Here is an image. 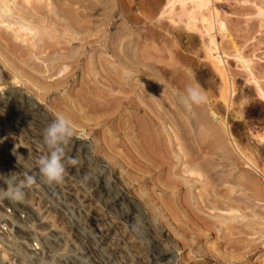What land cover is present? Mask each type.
<instances>
[{
    "label": "rangeland",
    "instance_id": "1",
    "mask_svg": "<svg viewBox=\"0 0 264 264\" xmlns=\"http://www.w3.org/2000/svg\"><path fill=\"white\" fill-rule=\"evenodd\" d=\"M0 5V146L17 149L31 162L29 174L37 176L39 189L27 202L43 223L41 233H22L25 242L39 240L41 250L35 255L23 243L18 264H264V207L258 209L253 189L237 188L242 218L213 206L234 179L240 183L243 171L235 149L215 146L224 141L221 125L206 116L211 101L223 115L230 106L232 140L264 166V100L257 90H264V0ZM155 25L163 33L159 45ZM161 45L162 58L156 57ZM193 75L209 97L199 106V125L180 102ZM57 114L85 138L71 139L65 178L49 185L37 161L47 152L44 129ZM211 127L219 131L209 137ZM197 149H205L207 165L220 170L212 174L215 182L185 183ZM69 157L77 163H68ZM256 177L264 188V178ZM244 238L257 246L240 247L237 241Z\"/></svg>",
    "mask_w": 264,
    "mask_h": 264
},
{
    "label": "bare ground",
    "instance_id": "2",
    "mask_svg": "<svg viewBox=\"0 0 264 264\" xmlns=\"http://www.w3.org/2000/svg\"><path fill=\"white\" fill-rule=\"evenodd\" d=\"M47 1V0H46ZM1 6V5H0ZM4 9V8H3ZM5 10V9H4ZM1 11H3V10H1ZM9 12V11H8ZM2 15V14H1ZM221 25H222V27H224V22H222L221 23ZM19 28V27H18ZM17 28V29H18ZM19 30V29H18ZM91 31V30H90ZM257 82V81H256ZM255 82V83H256ZM258 88H257V90H258V92H259V96H261L262 98H263V100H264V90L260 87V86H257ZM236 89V88H235ZM234 89V90H235ZM227 90V89H226ZM148 91V90H147ZM210 96V95H209ZM224 96V95H223ZM225 98V97H224ZM153 100V99H152ZM226 100V99H225ZM158 102V101H157ZM212 102V101H211ZM209 102L207 105L209 106V115H206L207 117L209 116V118L211 117L212 119H213V121L215 120V121H218L219 123H220V125H221V131H222V136L221 137H223L224 138V141H222L221 139H220V141L219 142H223L221 145H217V144H215V146H219L220 147V149H230V151H231V149H235L234 150V152L235 153H237V155H238V162H237V168H239L240 170H242L243 171V174H242V172L240 173V174H242L243 176H241V181H240V183L239 182H237V181H239V179L238 180H236V179H234L235 177H233V175H234V173L232 174V172L231 171H229V174H230V172H231V175H232V177H233V179L235 180H233L234 182H233V186L231 187V185H230V189H228L227 190V193L225 194L224 193V197L223 198H220L219 197V199L218 200H216V201H214L215 203L217 202V205H213V206H217V207H215V208H225V209H227L228 210V214H230V215H228L229 216V218H235V219H239L241 216H243V215H240V214H237V211H238V209H240L239 207L241 206L240 205V197L239 196H237V193L240 191L241 192V190H240V188H239V191H238V187L240 186V187H242L243 188V190L242 191H247V189L248 188H250V190H252L253 192H252V194H251V192L250 193H247V192H249V191H247L246 193L247 194H249V196H250V194L253 196H251L252 197V199L253 198H255V201H256V204H257V206H258V209H261L262 210V208L264 207V204H263V201H264V188L262 187V184H261V182H260V178H257L256 176H259V177H261V178H264V166H262V165H260V163L256 160V158H254V157H256L255 155H254V157H253V155H248V154H246V152L244 151V149L245 148H243V147H241L238 143H236V142H234L233 140H232V137H234L233 136V134H232V130H231V127H233L232 125H231V127H230V125H229V116L231 115V112H230V115H229V110H230V106H228L227 105V107H225L226 109H227V111L226 112H224V110H223V113H225L224 115L223 114H220L219 112H222V111H219L218 112V109H217V111L214 109V107H213V104L212 103H214V102ZM154 103V102H153ZM174 103V102H173ZM177 104V103H176ZM223 104V103H222ZM229 104V103H228ZM233 104V103H232ZM232 104H231V106H232ZM166 105V104H165ZM179 105V104H178ZM155 106V105H154ZM156 106H158V103H157V105ZM180 106V105H179ZM225 106V105H224ZM176 107V106H175ZM185 107V106H184ZM217 107V106H216ZM232 107H234V105L232 106ZM231 107V108H232ZM160 108V107H159ZM164 108H166V107H164ZM168 108V107H167ZM181 108V107H180ZM224 108V107H223ZM153 109V108H152ZM184 109V108H183ZM219 109H220V107H219ZM167 110V109H166ZM175 110V109H174ZM186 110H187V108H186ZM204 111H205V109H203ZM220 110H222V109H220ZM231 110H233V109H231ZM155 111H157L156 110V107H155ZM160 111V110H159ZM167 111H169V110H167ZM188 111V110H187ZM202 110H201V108L199 107V106H194L192 109H190V112H189V114L188 115H190L191 114V120L194 122V123H198V125H199V122H200V120H203L202 118H203V115H202ZM158 113V112H157ZM169 113V112H168ZM166 114V115H169V114ZM172 113V112H171ZM205 113H208L207 112V110H206V112ZM205 113H204V115H205ZM149 114V113H148ZM165 115V114H164ZM174 115V114H173ZM240 117H241V115H240ZM167 118V117H166ZM164 119V118H163ZM170 119V118H169ZM175 119V118H174ZM167 120V119H166ZM171 120V119H170ZM208 120V119H207ZM210 121H211V119H209ZM208 120V121H209ZM189 121V120H188ZM213 121L211 122V124L213 123ZM160 122V121H159ZM204 122H205V120H204ZM204 122H201V123H204ZM161 124V123H160ZM190 124H191V122H190ZM206 124V123H205ZM208 124V123H207ZM236 125V124H235ZM169 126V125H168ZM204 126V125H203ZM210 126V125H209ZM208 126V127H209ZM217 127L219 126V125H216ZM166 127V126H165ZM201 127H202V125H201ZM207 127V126H206ZM205 127V129H207ZM214 127V126H213ZM213 127H211L210 129H209V137L211 136H213V133H214V135H215V133L217 132L216 130H215V128L218 130V128L217 127H215V128H213ZM237 127V126H236ZM243 128H244V126H242ZM204 128V127H203ZM155 129H157V128H155ZM163 129V128H162ZM176 129V128H175ZM194 129V128H193ZM195 129H196V126H195ZM198 129H201V128H198ZM220 129V128H219ZM233 129V128H232ZM239 129V128H238ZM181 130V129H180ZM235 130V129H234ZM243 130V129H242ZM159 131V130H158ZM170 131V130H169ZM196 131V130H195ZM216 131V132H215ZM219 131V130H218ZM220 131V132H221ZM171 132V131H170ZM179 132V131H178ZM208 132V131H207ZM220 132H218V133H220ZM237 132V131H236ZM201 133V132H200ZM204 133H206V131L204 132L203 131V134ZM218 133L216 134V135H218ZM238 133H241V132H238ZM165 134V133H164ZM167 134V133H166ZM208 134H207V136H208ZM188 135H190V134H187V136ZM196 135V134H195ZM199 135V134H198ZM239 135V134H238ZM185 136V135H184ZM219 136V135H218ZM241 136V135H240ZM186 137V136H185ZM206 137V136H205ZM217 137V136H216ZM238 137V136H237ZM242 137V136H241ZM261 137V136H260ZM175 138V137H174ZM181 138V137H180ZM199 138V137H198ZM207 138V137H206ZM218 138H220V136L218 137ZM217 138V139H218ZM235 138V137H234ZM245 138V137H244ZM248 138V137H247ZM182 139V138H181ZM180 139V140H181ZM190 139V138H189ZM197 139V138H196ZM201 139V138H200ZM215 139V138H214ZM237 139V138H236ZM242 139V138H241ZM240 139V140H241ZM263 140H264V138H262ZM210 140V139H209ZM211 140H213V138L211 139ZM232 140V141H231ZM239 140V139H238ZM249 140V139H248ZM174 141V140H173ZM175 141H177V140H175ZM189 141V140H188ZM207 141V140H206ZM259 141V140H258ZM183 142V141H182ZM181 142V143H182ZM212 142V141H211ZM215 142V141H214ZM244 143H246V142H244ZM260 143V142H259ZM199 144H201V142L199 143ZM210 144V143H209ZM212 145H213V142L211 143ZM210 144V145H211ZM247 144V143H246ZM188 145V144H187ZM248 145V144H247ZM247 145H245L246 146V148H248V146ZM259 145V144H258ZM257 145V146H258ZM264 145V144H263ZM192 146V145H191ZM208 146V147H207ZM244 146V147H245ZM252 146H254V145H252ZM250 144H249V147H252ZM255 146H256V144H255ZM254 146V148L256 149V147ZM174 147V146H173ZM209 148L210 146L206 143L205 144V146L203 145V147L202 148ZM262 147V146H261ZM184 148V147H183ZM207 148H206V150H207ZM253 148V147H252ZM253 148V149H254ZM259 147H257V149H258ZM191 149V148H190ZM211 149V148H210ZM214 149H216V148H214ZM250 149V148H249ZM254 149V150H255ZM261 149V148H260ZM263 149V148H262ZM175 150V149H174ZM192 150V149H191ZM197 150H199V149H197ZM201 150V151H200ZM199 151H200V154L198 153V151H197V155H195V157L196 156H198V157H196V158H194V161L196 162V165H194V166H192V164H190L189 162H188V164L186 165V169L187 170H185V173H188L190 176H185L186 177V184H187V182L188 183H190V181L191 180H193V179H196L197 181H199V182H203L204 183V181H205V183L206 182H212L213 183V181L215 182L216 180H218L217 178H215V173H217V175H218V171L220 172V170H218V169H216V168H211V166L209 167V165H207L208 163H210L211 164V162L210 161H208V160H211V159H208V152L205 150V149H200ZM212 150H213V147H212ZM211 150V151H212ZM251 150V149H250ZM171 151V150H170ZM176 151H178V150H176ZM182 151H184V150H182ZM210 151V150H209ZM215 151V150H214ZM229 151V152H230ZM175 152V151H174ZM189 152V151H188ZM194 152V151H193ZM248 152H249V150H248ZM181 153V152H180ZM255 154V151L254 152H252V154ZM257 153V152H256ZM187 154V153H186ZM194 154V153H193ZM211 154V153H210ZM188 155H190L189 153H188ZM221 155V153H219L218 154V158H219V156ZM223 155V154H222ZM225 155V158H226V154H224ZM223 155V156H224ZM228 155H230V154H228ZM216 156V155H215ZM232 156V155H231ZM234 156V155H233ZM212 157V156H211ZM222 157V156H221ZM228 157V156H227ZM230 157V156H229ZM236 157V156H235ZM234 158V157H233ZM260 158V157H259ZM192 159V158H191ZM229 159V158H228ZM231 159V158H230ZM235 159H237V158H235ZM174 160V159H173ZM190 160V159H189ZM188 160V161H189ZM214 160H216V158L214 159ZM213 160V161H214ZM232 160V159H231ZM221 161V160H220ZM228 161V160H227ZM226 161V162H227ZM234 161V160H233ZM171 162H173V161H171ZM186 162V161H185ZM208 162V163H207ZM218 162V161H217ZM226 162L224 163V164H226ZM229 162V161H228ZM262 162V161H261ZM183 163V162H182ZM193 163V162H192ZM214 163H215V161H214ZM213 163V164H214ZM222 163H223V161H222ZM175 164V163H174ZM230 164V163H229ZM264 165V164H263ZM228 166V165H227ZM235 166V165H234ZM233 166V167H234ZM223 167V166H222ZM178 169V168H177ZM182 169V168H181ZM221 169V168H220ZM238 169V170H239ZM179 170L180 169H178V172H179ZM183 170V171H184ZM222 170V169H221ZM226 170H231V168H229V169H225V171ZM233 170V169H232ZM237 170V169H236ZM234 172V171H233ZM236 172V171H235ZM170 173V172H169ZM225 173V172H224ZM239 173V172H238ZM174 174V173H173ZM212 174H214L213 175V177H212ZM226 174V173H225ZM228 174V175H229ZM171 175H172V173H171ZM184 175V174H183ZM223 175V174H222ZM228 175H226L227 177H228ZM237 175V174H236ZM192 176H194V177H192ZM231 177V176H230ZM174 178V177H173ZM236 178H239V176H237ZM226 179H228V180H230V178H226ZM243 179H244V181H243ZM221 180H224V179H221ZM263 180V179H262ZM176 181V180H175ZM181 181V180H180ZM193 182H194V180H193ZM196 182V181H195ZM236 182L238 183V184H236ZM247 182H249V183H251V182H253V185H254V187L255 188H252L251 187V185H249V187H247L248 186V184H247V186H246V183ZM222 183V182H221ZM220 183V184H221ZM180 184H181V182H180ZM173 185H175V184H173ZM178 185V184H177ZM214 185V184H213ZM216 185H217V183H216ZM238 185V186H237ZM179 186V185H178ZM183 186V185H182ZM203 186V185H202ZM207 186V185H206ZM174 187V186H173ZM208 187V186H207ZM206 187V188H207ZM209 188V187H208ZM218 188V187H217ZM241 188V189H242ZM174 189V188H173ZM188 189V188H187ZM209 189H211V188H209ZM208 189V190H209ZM212 189H213V187H212ZM223 189V188H222ZM204 190H205V188H204ZM249 190V189H248ZM217 191H218V189H217ZM220 191V190H219ZM226 191V190H225ZM213 192V191H212ZM211 192V193H212ZM203 194V193H202ZM218 193H216V195H217ZM204 195V194H203ZM245 196V195H244ZM249 196H247V197H249ZM188 197H189V195H188ZM200 197V196H199ZM213 197V196H212ZM214 199L216 198L215 196L213 197ZM206 199V198H205ZM250 199V198H249ZM190 200V199H189ZM200 200V199H199ZM203 200V199H202ZM207 200H209L208 198H207ZM242 200V199H241ZM204 201V200H203ZM206 201V200H205ZM245 201V200H244ZM251 201V200H250ZM208 202V201H207ZM210 202V201H209ZM249 202V201H248ZM211 203V202H210ZM247 203V202H246ZM253 203V202H252ZM201 205V204H200ZM248 205H249V203H248ZM251 205H253V204H251ZM251 205H249V206H251ZM212 206V207H213ZM242 206H243V203H242ZM245 206V205H244ZM254 206V205H253ZM204 207V206H203ZM252 207V206H251ZM221 208V209H222ZM256 208V207H255ZM245 209V208H244ZM243 209V210H244ZM246 210V209H245ZM244 210V211H245ZM261 210H255L256 212H259V211H261ZM248 212V211H247ZM252 212H253V210H252ZM239 213V212H238ZM219 214H220V212H219ZM242 214V213H241ZM245 214H246V212H245ZM247 214H249V212L247 213ZM262 214H264V211H263V213ZM225 215H227V214H225ZM251 214H249L248 216H250ZM253 215V214H252ZM223 217H226V216H224V215H222ZM231 216V217H230ZM245 216V218H246V220H248V218H247V215H244ZM222 217V218H223ZM253 217V216H252ZM260 217V216H259ZM228 218V217H227ZM242 218V217H241ZM251 218V217H250ZM232 219V220H233ZM244 219V218H243ZM228 220V219H227ZM232 220H230V221H232ZM245 220V219H244ZM244 220H243V222H244ZM254 220H255V218H254ZM229 221V222H230ZM234 221H236V220H234ZM256 221V220H255ZM204 222H205V220H204ZM217 222V221H216ZM242 222V221H241ZM250 222V221H249ZM251 222H252V219H251ZM254 222V221H253ZM207 223V222H206ZM225 223V222H224ZM227 223H228V221H227ZM223 224V223H222ZM234 224H235V222H234ZM250 224V223H249ZM253 224V223H252ZM261 224V223H260ZM231 225V224H230ZM244 225H245V223H244ZM216 226H218L217 224H216ZM221 226V225H220ZM226 226V225H225ZM228 226V225H227ZM235 226V225H234ZM238 226H240V225H238ZM247 226H248V224H247ZM219 227V226H218ZM232 227V226H231ZM255 227V226H254ZM253 227V228H254ZM237 228V227H236ZM242 228V227H241ZM261 228V227H260ZM238 229V228H237ZM243 229H244V227H243ZM243 229H242V231H243ZM234 230V229H233ZM236 230V229H235ZM248 230V232H249V229H247ZM255 230V229H254ZM257 230V229H256ZM246 231V230H245ZM258 231V230H257ZM260 231V230H259ZM244 232V231H243ZM252 232V231H251ZM226 233V232H225ZM237 233H238V231H237ZM240 233H241V231H240ZM247 233V232H246ZM232 234V233H231ZM240 235V234H239ZM249 235V234H248ZM241 236V235H240ZM251 236V235H250ZM252 236H253V234H252ZM245 237V236H244ZM258 237V236H257ZM239 238V237H238ZM255 238V237H254ZM261 238V237H260ZM222 239H223V235H222ZM225 239V238H224ZM228 239V238H227ZM233 239V238H232ZM235 239V238H234ZM248 239V238H247ZM247 239H245L244 238V240L243 239H241L240 241H237V243H238V245L240 246V247H242L243 248V246L245 247V246H251V244L252 243H254L250 238V240L251 241H249V239L247 240ZM256 239V238H255ZM230 240V239H229ZM230 241H232V240H230ZM234 242H236V241H234ZM257 242V241H256ZM219 244V243H218ZM241 245H243V246H241ZM236 246H237V244H236ZM254 246H257L255 243H254ZM234 247V246H233ZM237 248H238V246H237ZM247 249V248H246ZM257 249V248H256ZM251 250V249H250ZM170 262V261H169Z\"/></svg>",
    "mask_w": 264,
    "mask_h": 264
},
{
    "label": "built area",
    "instance_id": "3",
    "mask_svg": "<svg viewBox=\"0 0 264 264\" xmlns=\"http://www.w3.org/2000/svg\"><path fill=\"white\" fill-rule=\"evenodd\" d=\"M0 91V100H1ZM31 162L18 153L17 149H1L0 146V188H5L9 183L24 178L29 173ZM37 184V183H36ZM38 185L25 188L24 199L14 201L8 198L0 199V264H18L22 254L19 247L23 243L33 254L38 255L41 242L32 238L29 242L23 240L22 233H41V216L28 204V194L37 191ZM35 256H31V260Z\"/></svg>",
    "mask_w": 264,
    "mask_h": 264
},
{
    "label": "clouds",
    "instance_id": "4",
    "mask_svg": "<svg viewBox=\"0 0 264 264\" xmlns=\"http://www.w3.org/2000/svg\"><path fill=\"white\" fill-rule=\"evenodd\" d=\"M180 102L189 110L194 106H202L209 102L207 91L195 80L186 86L180 94ZM85 138L82 134L77 135V130L70 119L63 114H57L50 124L44 129L43 143L47 148L46 154L42 155L38 163L39 176L44 183L60 184L63 182L66 173L65 149L73 137ZM70 164L77 163L76 159L69 157ZM37 183V176L29 173L18 183L11 182L5 188H0V199L8 198L14 201L24 199L25 188H31Z\"/></svg>",
    "mask_w": 264,
    "mask_h": 264
},
{
    "label": "crops",
    "instance_id": "5",
    "mask_svg": "<svg viewBox=\"0 0 264 264\" xmlns=\"http://www.w3.org/2000/svg\"><path fill=\"white\" fill-rule=\"evenodd\" d=\"M154 33H155V41H156V43L157 42H160L162 44L164 38H163V33L161 31H159V26H157V25L154 26ZM158 52H160V54L159 53H156V57H159L160 56L162 58L163 57V54H162V45H161L160 49H158ZM174 62H175L174 60H171V64H173Z\"/></svg>",
    "mask_w": 264,
    "mask_h": 264
}]
</instances>
